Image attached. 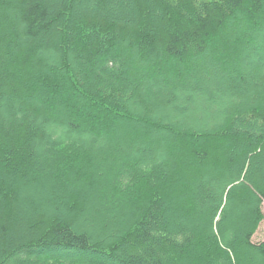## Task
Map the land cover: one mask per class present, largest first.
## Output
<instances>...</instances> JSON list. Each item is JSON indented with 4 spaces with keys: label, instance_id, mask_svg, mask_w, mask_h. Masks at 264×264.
Returning <instances> with one entry per match:
<instances>
[{
    "label": "trees",
    "instance_id": "16d2710c",
    "mask_svg": "<svg viewBox=\"0 0 264 264\" xmlns=\"http://www.w3.org/2000/svg\"><path fill=\"white\" fill-rule=\"evenodd\" d=\"M263 203L264 0H0V264H264Z\"/></svg>",
    "mask_w": 264,
    "mask_h": 264
},
{
    "label": "rangeland",
    "instance_id": "374dc122",
    "mask_svg": "<svg viewBox=\"0 0 264 264\" xmlns=\"http://www.w3.org/2000/svg\"><path fill=\"white\" fill-rule=\"evenodd\" d=\"M263 210H264V203H263ZM253 239L255 242H259V241L264 240V221H262V223H261L259 229L257 230L256 234L254 235Z\"/></svg>",
    "mask_w": 264,
    "mask_h": 264
}]
</instances>
